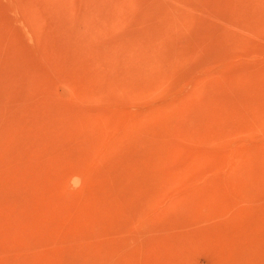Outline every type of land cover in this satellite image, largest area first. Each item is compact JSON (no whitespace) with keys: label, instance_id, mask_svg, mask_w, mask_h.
<instances>
[{"label":"rangeland","instance_id":"1","mask_svg":"<svg viewBox=\"0 0 264 264\" xmlns=\"http://www.w3.org/2000/svg\"><path fill=\"white\" fill-rule=\"evenodd\" d=\"M0 264H264V0H0Z\"/></svg>","mask_w":264,"mask_h":264},{"label":"clouds","instance_id":"2","mask_svg":"<svg viewBox=\"0 0 264 264\" xmlns=\"http://www.w3.org/2000/svg\"><path fill=\"white\" fill-rule=\"evenodd\" d=\"M82 185H83V180L79 177H76V178H74V180L70 186V190L74 191V190L82 187Z\"/></svg>","mask_w":264,"mask_h":264}]
</instances>
